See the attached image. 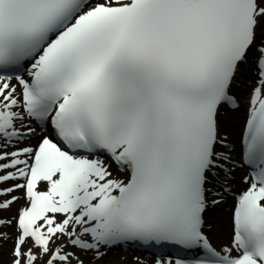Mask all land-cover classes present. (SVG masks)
<instances>
[{
	"label": "snow or ice",
	"instance_id": "1",
	"mask_svg": "<svg viewBox=\"0 0 264 264\" xmlns=\"http://www.w3.org/2000/svg\"><path fill=\"white\" fill-rule=\"evenodd\" d=\"M134 246L264 264V0H0V264Z\"/></svg>",
	"mask_w": 264,
	"mask_h": 264
},
{
	"label": "bare ground",
	"instance_id": "2",
	"mask_svg": "<svg viewBox=\"0 0 264 264\" xmlns=\"http://www.w3.org/2000/svg\"><path fill=\"white\" fill-rule=\"evenodd\" d=\"M237 177V184H238V179L239 176L236 174ZM229 197L225 198L224 204L225 207L223 208L222 204L220 205L222 208L219 211H216L213 216L207 217L210 221L216 223L218 225L219 231L216 233H213V240L216 241L217 236L220 238L224 239L225 235L227 234L228 231V222H229V215L230 211L228 212L227 210V203H229ZM117 259L119 258H124L127 261V264H133L134 257L139 256L142 260L147 261V264H149L152 260V256H140L136 254H126V253H119V254H113Z\"/></svg>",
	"mask_w": 264,
	"mask_h": 264
},
{
	"label": "rangeland",
	"instance_id": "3",
	"mask_svg": "<svg viewBox=\"0 0 264 264\" xmlns=\"http://www.w3.org/2000/svg\"><path fill=\"white\" fill-rule=\"evenodd\" d=\"M217 210H220V209H217ZM125 253V252H124ZM116 254H119V253H116Z\"/></svg>",
	"mask_w": 264,
	"mask_h": 264
}]
</instances>
